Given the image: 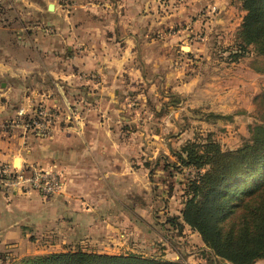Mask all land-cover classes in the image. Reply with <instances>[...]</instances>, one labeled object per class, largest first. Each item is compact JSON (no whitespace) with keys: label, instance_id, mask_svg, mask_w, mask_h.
<instances>
[{"label":"crops","instance_id":"crops-1","mask_svg":"<svg viewBox=\"0 0 264 264\" xmlns=\"http://www.w3.org/2000/svg\"><path fill=\"white\" fill-rule=\"evenodd\" d=\"M18 1L20 13L7 0L0 2V163L54 169L61 173L64 184L61 191L49 196L19 191L29 201L23 207L16 206L12 194L0 187V264L43 252L48 246L60 248L79 238L95 246L92 250L104 252L100 244L138 245L132 235L137 226L156 227L148 219L140 222L129 216L146 213L130 196L143 175L141 167L152 165L150 158L141 162L135 157L139 149L148 148L162 150L163 155L168 147L173 148V132L172 127L169 134L149 131L151 139L146 143L122 141L120 126L113 119L120 121V87L131 89L142 83L144 61L133 59L135 46L139 51V38L155 39L150 22L161 18L158 16L172 19L174 11L169 7L173 0ZM50 3H54L53 9ZM162 8L165 12L158 14ZM142 22L148 26L142 28ZM17 54L19 64L14 61ZM14 70L19 71L21 81L33 83L30 92L20 97L21 109L14 108L12 86L5 81L15 75ZM124 73L126 77L120 76ZM144 81L153 79L144 77ZM164 81L172 82L166 77ZM207 84L205 101L195 103L208 107L213 116L221 108L218 98L227 101L240 92L233 85L219 89L216 82ZM228 87L232 89L226 91ZM222 90L226 91L223 95ZM35 102H41L55 117L50 135L26 125ZM78 119H86V125H78ZM164 135L169 140L162 141ZM158 159L160 156L155 163ZM164 210L169 214L168 207ZM177 214L181 225L190 229L181 211ZM168 220L164 226H169ZM121 231H128L131 241L120 242Z\"/></svg>","mask_w":264,"mask_h":264},{"label":"rangeland","instance_id":"rangeland-1","mask_svg":"<svg viewBox=\"0 0 264 264\" xmlns=\"http://www.w3.org/2000/svg\"><path fill=\"white\" fill-rule=\"evenodd\" d=\"M7 2L16 5L20 13L18 0H7ZM172 3V7H169L174 11L172 19L158 16L162 19L158 18L154 23L150 22L151 35L155 39L139 38V51L135 46L133 59L135 62H139V59L144 61L145 69L140 76L142 83L131 89L120 87V121L113 119L114 123L120 126V140L136 143H146L150 140L151 137L147 134L149 131L169 134L172 127V149L168 147L163 155H160L162 150L139 149L135 157L141 162L147 161L145 158H150L152 165L146 164L141 167L143 175L139 179L138 187L134 192L131 191L130 196V201L142 205L146 213L139 212L138 215L129 214V216L140 222L148 219L156 229L147 230L141 228L143 225L137 226L139 228L136 235H132L137 237L138 245L123 247L120 243V246H113V243L109 242L99 246L108 253H137L181 260L186 264H219L220 258L204 242L201 234L194 229L191 231L192 228L185 229L176 218L177 212L184 207L186 178L188 175H194L196 170L193 167L181 166L175 152L184 142L181 139L191 138L195 133L206 136L208 132L213 134V138L220 142L224 149H233L250 138L252 125L264 123V52H258L255 44L252 43L237 60H232L235 51L238 50L236 45L244 42L239 35L243 18L247 13L242 6V0H173ZM160 12H165V8L160 9L158 14ZM147 26V22L141 23L142 28ZM19 58L20 54H17L14 59L18 64ZM14 74L12 77L7 76L5 81L8 82V86H12V95L16 99L13 103L14 108L21 109L20 97L30 92L28 88L33 83L21 81L17 70H14ZM126 75L124 73L120 76L126 77ZM144 77L153 79L154 82L144 81ZM165 77L172 81L171 84L163 82ZM93 79L97 81L95 76ZM1 80L3 78H0ZM189 81L193 82L184 89V85ZM214 82L218 84L219 89L228 84L233 85L240 92L227 101L218 98L221 108L219 113L213 116L212 112L207 110L208 107L197 105L195 102L202 99L205 101L204 88L207 83L214 84ZM37 89L42 88L37 87ZM230 89L232 88H225L226 91ZM225 90L219 93L223 95ZM99 99L100 97H97V100ZM95 102L98 104V101ZM34 106L36 109L28 118L40 133L50 135L55 121L54 115L41 102H35ZM42 110L45 113H41ZM78 122V125H86V119H78ZM164 136L162 141L169 140L168 135ZM159 156L160 159L155 163ZM263 179V176H259V180ZM3 189L12 194L16 206L28 205L29 201L18 194L19 191L24 193L28 190L5 187ZM166 207L169 208V214L164 210ZM167 218L170 224L164 226ZM36 236L35 233L32 234V237L36 238ZM131 238L128 231H121L120 242L131 241ZM76 241L78 242H71L65 246L61 244L60 248L48 246L37 254L77 248L92 250L95 247L83 238ZM88 244L90 246H87ZM224 262L235 264L232 261ZM252 264H264V257Z\"/></svg>","mask_w":264,"mask_h":264},{"label":"trees","instance_id":"trees-1","mask_svg":"<svg viewBox=\"0 0 264 264\" xmlns=\"http://www.w3.org/2000/svg\"><path fill=\"white\" fill-rule=\"evenodd\" d=\"M242 6L247 10L239 33L244 42L236 45L232 60L252 43L264 52V0H242ZM250 132V138L233 149H224L208 132L195 133L175 150L181 166L196 170L184 184L181 216L220 258L219 264H252L264 257V179L259 180L264 177V123L252 125ZM16 259L7 264H186L82 248Z\"/></svg>","mask_w":264,"mask_h":264},{"label":"built area","instance_id":"built-area-1","mask_svg":"<svg viewBox=\"0 0 264 264\" xmlns=\"http://www.w3.org/2000/svg\"><path fill=\"white\" fill-rule=\"evenodd\" d=\"M40 112L45 113L43 110ZM26 125L33 126L32 121H29ZM63 184L62 175L57 170L45 169L37 165L15 167L0 163V185L2 187L28 191L35 189L49 196L61 191Z\"/></svg>","mask_w":264,"mask_h":264},{"label":"water","instance_id":"water-1","mask_svg":"<svg viewBox=\"0 0 264 264\" xmlns=\"http://www.w3.org/2000/svg\"><path fill=\"white\" fill-rule=\"evenodd\" d=\"M49 8H50V9H53V8H54V3H50V4H49Z\"/></svg>","mask_w":264,"mask_h":264}]
</instances>
